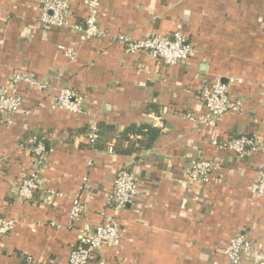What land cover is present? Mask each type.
Listing matches in <instances>:
<instances>
[{"label": "crops", "instance_id": "obj_1", "mask_svg": "<svg viewBox=\"0 0 264 264\" xmlns=\"http://www.w3.org/2000/svg\"><path fill=\"white\" fill-rule=\"evenodd\" d=\"M69 5V24L58 30L40 23L38 0H0V89L17 73L44 86L19 85L21 109L0 116V216L15 222L0 264H68L81 229L114 215L107 198L122 168L136 175L141 194L120 212V243L102 250L105 264H225L234 236L263 242L264 196L248 186L264 164V0H97L104 37L87 41L73 29L84 23L87 0ZM176 33L194 53L175 66L127 54L110 39ZM69 49L73 60L65 57ZM218 78L243 100L241 109L210 127L185 119L203 112L200 90ZM59 86L83 97L81 114L56 107ZM98 123L117 132L148 124L161 134L141 153L93 151L87 135ZM35 134L50 145L45 189L20 202L13 189L32 165L23 143ZM240 136L255 138L259 151L237 159L217 146ZM195 157L220 160L219 181L191 184L186 174ZM75 200L81 214L73 223Z\"/></svg>", "mask_w": 264, "mask_h": 264}, {"label": "built area", "instance_id": "obj_2", "mask_svg": "<svg viewBox=\"0 0 264 264\" xmlns=\"http://www.w3.org/2000/svg\"><path fill=\"white\" fill-rule=\"evenodd\" d=\"M38 2L39 19L44 27L59 30L68 26L69 0H38ZM96 16L97 0H87V15L84 23L81 26H73L80 41L104 37L102 31L98 29ZM110 39L113 43L121 44L127 54H143L159 60L165 66L186 63L194 53L191 44L178 33L173 37L155 35L141 39H132L128 35L119 34ZM64 54L67 59L73 60L76 51L69 49ZM19 85L37 90L44 89V86L35 77L27 74H15L9 84L0 89V116L15 114L21 109L23 97L19 91ZM262 93V107L264 108V89ZM83 100L81 95L75 93L68 86L57 88L56 107L59 110L81 114ZM200 102L203 112L199 116L187 113L184 118L204 127L212 126L219 118L229 113L238 112L243 106V100L233 98L229 93V86L219 78L202 86ZM94 132L95 126L91 127V131L87 135L89 142L95 140ZM28 144H30L28 150L32 162L31 169L20 177L13 189V196L20 202L33 201L34 194L45 189L40 183V178L49 151L35 137L30 138ZM217 146L228 151L237 159H243L259 151L257 140L250 136L231 138ZM222 167L223 164L218 159L207 160L195 157L187 169L186 176L191 184L201 187L219 181ZM258 174V179L254 180L248 189L252 194L264 196V164ZM140 194L136 175L126 168L119 170L112 179V189L107 198V203L114 215L98 226H85L81 229L78 244L68 256V264H90L93 260H97L98 264H105L102 250L104 248L114 250L120 243L118 220L120 212L134 204ZM80 214V202L75 200L72 208L73 223L80 220ZM14 223V220L0 216V253L5 250L4 239L12 231ZM245 254H248L249 264H264V240L263 242H253L245 235L238 234L229 240L223 250L225 264H242Z\"/></svg>", "mask_w": 264, "mask_h": 264}, {"label": "trees", "instance_id": "obj_3", "mask_svg": "<svg viewBox=\"0 0 264 264\" xmlns=\"http://www.w3.org/2000/svg\"><path fill=\"white\" fill-rule=\"evenodd\" d=\"M94 134L95 140L87 143V147L90 150L100 151L107 147L108 151L110 150L118 155H132L137 152L141 153L149 150L160 136L161 130L148 124H132L122 131L117 132L113 126L98 123L95 125ZM32 137L42 142L46 150L49 151L50 145L47 142V138L40 134L30 136L25 140L23 145L29 147L30 144H28V141ZM191 161L188 163V167Z\"/></svg>", "mask_w": 264, "mask_h": 264}]
</instances>
